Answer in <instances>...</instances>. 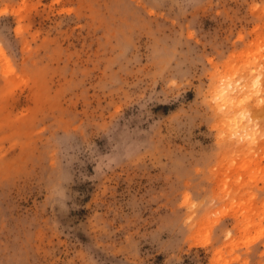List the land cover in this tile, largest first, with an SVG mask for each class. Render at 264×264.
Wrapping results in <instances>:
<instances>
[{
  "label": "rangeland",
  "instance_id": "rangeland-1",
  "mask_svg": "<svg viewBox=\"0 0 264 264\" xmlns=\"http://www.w3.org/2000/svg\"><path fill=\"white\" fill-rule=\"evenodd\" d=\"M0 48V264H264V0H0Z\"/></svg>",
  "mask_w": 264,
  "mask_h": 264
},
{
  "label": "bare ground",
  "instance_id": "bare-ground-1",
  "mask_svg": "<svg viewBox=\"0 0 264 264\" xmlns=\"http://www.w3.org/2000/svg\"><path fill=\"white\" fill-rule=\"evenodd\" d=\"M2 53V50H1V48H0V54ZM3 54V53H2ZM5 60V59H4Z\"/></svg>",
  "mask_w": 264,
  "mask_h": 264
}]
</instances>
